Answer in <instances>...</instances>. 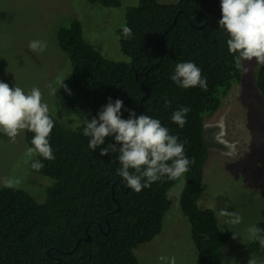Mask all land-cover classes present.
<instances>
[{
	"label": "trees",
	"instance_id": "16d2710c",
	"mask_svg": "<svg viewBox=\"0 0 264 264\" xmlns=\"http://www.w3.org/2000/svg\"><path fill=\"white\" fill-rule=\"evenodd\" d=\"M96 1L107 8L121 5L119 0ZM220 2L140 0L129 7L125 24L132 29L133 39H124L121 28L117 30L128 62L109 60L87 42L78 19L58 29L59 47L71 65V74L64 80L67 90L60 86L70 112L91 120L109 97L113 102L121 99L122 118L134 110L137 115L159 119L185 143V155L195 158V163L178 179L165 177L137 193L117 175L119 153L100 155L102 147L116 143L113 137L92 151L83 128L69 129L49 113L54 121L49 141L55 159L36 157L44 164L40 171L29 163L33 175L54 184L43 203L16 187L0 188V264H139L137 249L162 233L172 206L169 193L183 178L180 209L190 223L196 264H223L219 257L229 231L220 227L212 209L198 204L209 157L204 121L218 111L242 78V68L235 67L234 55L228 50V34L219 28ZM188 61L202 70L206 91L182 89L170 79L176 64ZM255 85L264 97V64H259ZM165 97L172 101L170 107L164 104ZM183 106L190 111L181 129L171 114ZM33 135L26 130L28 147ZM34 193L44 199L41 192ZM262 217L249 246L259 257L264 256V209Z\"/></svg>",
	"mask_w": 264,
	"mask_h": 264
},
{
	"label": "rangeland",
	"instance_id": "374dc122",
	"mask_svg": "<svg viewBox=\"0 0 264 264\" xmlns=\"http://www.w3.org/2000/svg\"><path fill=\"white\" fill-rule=\"evenodd\" d=\"M139 1L119 0V8H107L96 0H0V81L21 87L26 93L39 88L50 114L69 129L83 128L85 118L70 112L60 95L57 78L69 77L71 65L59 47L57 31L71 19H78L87 42L109 60L128 62L121 52L117 30L125 24L126 9ZM156 1L168 4L179 0ZM32 40L46 41V50L30 51ZM258 67L255 60H242L241 81L232 87L218 111L204 121L209 157L198 204L202 209H212L220 227L229 231L228 243L219 257L223 264H264V256L249 250L251 230L263 220L264 209V97L255 85ZM49 85L58 89L56 95L49 94ZM25 132L15 142L0 134V188L12 180L13 187L43 203L54 182L33 175L30 163L25 162ZM184 185L183 178L170 191L172 206L162 233L137 249L139 264H196L198 253L190 223L180 209ZM35 191L45 195L44 199H38ZM221 209L237 213L240 222L230 223L229 217L220 214Z\"/></svg>",
	"mask_w": 264,
	"mask_h": 264
},
{
	"label": "clouds",
	"instance_id": "9594fccd",
	"mask_svg": "<svg viewBox=\"0 0 264 264\" xmlns=\"http://www.w3.org/2000/svg\"><path fill=\"white\" fill-rule=\"evenodd\" d=\"M220 7L222 18L218 24L228 34L227 46L234 55L235 67L239 69L242 60L264 64V0H221ZM121 35L126 40L133 39V31L127 24L121 25ZM46 48V41L32 40L28 44V49L34 53H42ZM170 79L182 89L199 87L207 90V80L202 76V70L191 61L177 63ZM64 80L57 78L60 86L67 90ZM49 88V94L56 95L58 89L51 85ZM171 103V100L164 98L166 106L170 107ZM123 107L121 99L113 102L109 97L97 116L83 121V135L90 138L88 147L92 151L105 145L107 137L114 138L116 143L102 147L100 155L119 153L121 167L117 175L129 188L139 193L165 177L175 180L189 171L195 158L190 159L185 155V143L180 142L178 136L170 134L159 119L145 114L137 115L134 110H128V118H122ZM189 111L186 106L180 107L171 114L172 122L184 128ZM53 128L49 106L43 101L39 88L33 87L26 93L21 87L13 88L0 81V134L13 142L25 130L34 134L32 146L26 148L24 155L27 158L25 162H30L36 171L44 167L36 157L48 161L55 159L49 141ZM5 186L13 187L14 182L8 180ZM220 214L229 217L230 223L241 220L237 213L226 209H221ZM251 231L256 233L258 230L253 228ZM261 243L264 244V240ZM249 264L254 262L249 261Z\"/></svg>",
	"mask_w": 264,
	"mask_h": 264
}]
</instances>
